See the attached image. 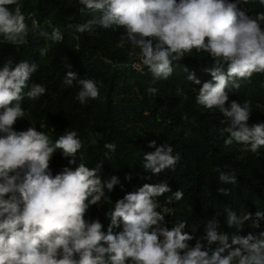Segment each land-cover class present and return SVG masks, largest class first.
<instances>
[{
  "label": "clouds",
  "instance_id": "9594fccd",
  "mask_svg": "<svg viewBox=\"0 0 264 264\" xmlns=\"http://www.w3.org/2000/svg\"><path fill=\"white\" fill-rule=\"evenodd\" d=\"M260 3L264 5V0ZM79 4L80 13L92 18L76 24L75 31L123 29L117 47L127 45L132 67H146L153 81L167 80L174 72V62L193 49L209 54L214 65L206 71L212 81L203 83L196 103L223 115L220 123L226 127L221 135L226 146L235 142L253 154L264 148V123L248 124L250 103L232 101L226 107L229 91L239 89L240 82L250 81L254 74L264 73V13L254 18L238 7L239 0H79ZM37 32L53 43L63 39L59 27H53L49 34L36 19L29 25L20 0H0V37L19 47L28 42L30 33ZM48 52L45 46L39 55L44 57ZM37 70V63L20 61L13 67L11 60L0 70V264H264V233L233 235L230 244L228 235L219 231V220L213 218L206 223L204 239L208 245L219 247L209 254L199 241L190 247L193 236L182 232L187 221L176 220L171 230L162 227L165 215L173 213V208L157 202L171 191L167 183H146L117 201L109 213L107 234L98 220L89 223L85 219L88 209L109 202L105 189L111 192L119 181L112 176L102 183L98 173L103 162L91 170L85 163L74 171L65 167L53 177L50 161L54 153L71 158L69 164L76 163L78 153L82 160L85 158L75 130L67 131L54 143L34 127L14 130L16 122L26 115L21 103L25 96L35 101L46 92L41 84H32L25 92ZM187 81L201 84L194 73ZM64 84L79 87L76 99L80 104L100 99L103 86L94 79H78L70 70ZM147 91L156 95L158 89L149 86ZM183 94L177 87L176 95ZM148 146L155 151L143 157V168L150 174L147 179L166 170L175 171L180 156L174 155L171 145L157 146L152 141ZM104 148L108 150L106 159L116 151L114 143H106ZM236 176L234 172L221 173L219 181L235 184ZM218 191L229 195L223 187ZM183 196L177 191L167 203L180 201ZM224 211L227 226H235L238 232L253 219L247 213L238 216L231 208ZM260 219H264V212L257 211L253 227H259ZM121 223L123 231L114 233Z\"/></svg>",
  "mask_w": 264,
  "mask_h": 264
},
{
  "label": "trees",
  "instance_id": "16d2710c",
  "mask_svg": "<svg viewBox=\"0 0 264 264\" xmlns=\"http://www.w3.org/2000/svg\"><path fill=\"white\" fill-rule=\"evenodd\" d=\"M239 2L238 7L254 18L264 13L260 0ZM20 6L29 25L31 19H36L40 28L49 34L53 27H59L63 39L53 43L38 32L30 33L28 42L16 47L0 37V70L9 60L13 67L20 61L37 63L38 70L30 77L25 92L32 84H41L46 89L38 100H28L25 96L21 103L26 115L16 122L14 130L20 132L34 127L47 134L53 143L67 131L78 133L85 158L82 160L78 153L76 163L69 164L71 158H64L60 152L54 153L50 161L53 177L65 167L74 171L80 163H85L91 170L102 162L98 173L102 183L112 176L117 177L119 183L113 190L105 189L109 202L88 209L85 219L89 223L98 220L107 234L111 222L109 213L114 211L117 201L126 194L137 192L146 183H167L171 191L157 198V202L162 207L173 208V213L165 215L161 226L171 230L176 220L187 221L182 232L193 236L188 242L190 247L199 241L204 246L202 250L209 254L219 247L218 244L208 245L204 239L206 223L213 218L219 220V231L228 235L230 244L233 235L251 233L260 236L264 233V219L258 221L259 227H253L255 213L264 212V148L253 154L235 142L226 146L221 135V129L226 127L220 123L225 119L223 115L196 103L195 97L203 83L212 81L206 71L214 65L209 54L193 49L174 62V72L167 80L153 81L146 67H132L127 45L117 47L123 29L112 31L96 27L88 33L75 31L76 24L92 18L80 13L79 0H20ZM261 27L264 28V23ZM45 46L49 52L41 57L39 51ZM69 70L78 79L89 78L102 83L100 99L80 104L76 99L79 87L64 84ZM191 73L201 81L200 85L187 81ZM240 83L239 89L228 92L226 107L232 101L241 105L247 101L252 110L249 126L264 123V73L254 74L250 81ZM149 86L158 89L156 95L148 93ZM177 87L183 89V96L176 95ZM46 121L51 126L45 127ZM152 141L157 146L171 145L180 160L175 171L166 170L147 179L150 174L143 168V157L155 151L148 146ZM106 143L116 145V151L108 159L104 156L108 151L104 148ZM228 172L237 175L235 184L219 181V175ZM221 187L229 191L228 196L219 193ZM177 191L183 192V199L167 203ZM225 208H231L238 216L251 214L253 219L246 221L238 232L235 226H227ZM156 211L160 212L161 208ZM113 231H123V224Z\"/></svg>",
  "mask_w": 264,
  "mask_h": 264
},
{
  "label": "rangeland",
  "instance_id": "374dc122",
  "mask_svg": "<svg viewBox=\"0 0 264 264\" xmlns=\"http://www.w3.org/2000/svg\"><path fill=\"white\" fill-rule=\"evenodd\" d=\"M51 126V123H49L48 121L45 122V127ZM54 128V127H53Z\"/></svg>",
  "mask_w": 264,
  "mask_h": 264
}]
</instances>
